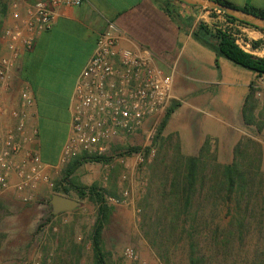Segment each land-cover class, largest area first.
I'll return each instance as SVG.
<instances>
[{"label":"built area","instance_id":"2783aa9c","mask_svg":"<svg viewBox=\"0 0 264 264\" xmlns=\"http://www.w3.org/2000/svg\"><path fill=\"white\" fill-rule=\"evenodd\" d=\"M28 2L11 0V20L0 26V50L5 52L0 55V191H13L24 204H39L40 186L51 182V172L76 159L104 158L108 162L94 163L104 167L114 162L129 167L131 159L136 165H146L157 152L159 126L150 121L166 114L176 101L177 68L174 65L165 71L147 48L120 47L119 26L107 21L75 85L68 134L58 162L45 163L40 153L37 102L31 85L22 80L20 62L37 39L54 28L57 9L78 8L85 0ZM139 137L144 141L136 144ZM105 204L129 205V193L107 196Z\"/></svg>","mask_w":264,"mask_h":264},{"label":"trees","instance_id":"16d2710c","mask_svg":"<svg viewBox=\"0 0 264 264\" xmlns=\"http://www.w3.org/2000/svg\"><path fill=\"white\" fill-rule=\"evenodd\" d=\"M215 1L236 7L227 0ZM243 10L264 18L260 10L248 7ZM168 11L177 18L172 7ZM224 16L230 22L264 32ZM192 34L197 41L215 50L218 69L219 58H226L258 77H264V57L240 47L231 29H218L212 33L199 26ZM209 41H215L216 45L212 46ZM250 45L253 50H258L263 43L253 41ZM22 78L30 83L37 102L41 158L45 163L55 165L68 134V79L46 75L37 80L25 69ZM53 79L56 83H51ZM178 107L180 104L174 101L159 126L155 141L157 152L159 139ZM241 147L242 142L231 165L219 162L208 144L198 156H186L176 147L173 159L164 161L163 167H159L162 162L154 164L140 229L162 264H264V213L262 216L258 213L263 178L259 175L260 168L253 167L254 161L248 160L250 153L244 154ZM138 150L132 149L131 153ZM257 151L254 149L256 154ZM103 162L108 160L88 157L77 160L56 184L57 192L63 191L67 195L73 191L79 198H88L98 205L97 224L92 235L96 264H106L101 249L102 230L108 216L106 195L97 185L79 187L70 176L82 163Z\"/></svg>","mask_w":264,"mask_h":264},{"label":"crops","instance_id":"0c3cea01","mask_svg":"<svg viewBox=\"0 0 264 264\" xmlns=\"http://www.w3.org/2000/svg\"><path fill=\"white\" fill-rule=\"evenodd\" d=\"M10 1L0 0V26L6 20H11ZM37 1L50 0H29L28 3ZM227 1L239 9L248 7L264 13V0ZM171 4V0H85L78 8H59L56 10L54 28L42 34L34 49L23 55L21 74L25 69L37 80L46 75L51 78L65 77L70 87V106L79 75L93 55L99 35L105 30L107 21H115L121 31L120 47L151 50L157 57L158 65L167 72L176 65V100L185 98L186 101H182L179 116L172 120V115L165 129L168 126L171 130L176 126L180 128L177 130V141L182 154L198 156L208 144L217 158L218 152L225 157V162L221 163L231 165L237 156L236 149L242 142V152L250 153L248 160L254 161L253 167L260 168L259 175L263 178L258 210L259 216H262L264 116L260 115L261 109L257 112L256 105L259 97L264 99V77H258L226 58H219L218 69L215 50L194 38L192 33L195 28L188 27L185 21L169 13ZM184 6L176 3L177 8ZM209 43L216 45L215 41ZM4 53V50H0V55ZM51 83H56L55 79ZM16 85L19 83L16 82ZM200 107L216 108L219 114L212 117L213 121L221 125L222 130H237V133L223 137L215 133L214 128L206 127L204 121L199 126L195 125L198 122L189 117L188 110H198ZM254 149L258 150L257 154ZM5 193L0 195V199H11V195Z\"/></svg>","mask_w":264,"mask_h":264},{"label":"rangeland","instance_id":"374dc122","mask_svg":"<svg viewBox=\"0 0 264 264\" xmlns=\"http://www.w3.org/2000/svg\"><path fill=\"white\" fill-rule=\"evenodd\" d=\"M171 2L173 4L170 7L175 10L177 18L185 21L188 27L197 29L203 26L212 33L218 29H231L245 51L264 57V32L230 22L221 13L211 12L205 8L191 9L188 6L180 9L176 7V3L179 2L175 0ZM253 41H260L263 45L260 49L253 50L250 45ZM176 101L181 106L182 101L186 99L180 98ZM179 108L172 114L173 116L171 115L172 120L179 116ZM256 108L257 112L261 109L260 115L264 116L263 98H258ZM188 111L189 117L198 122L195 125L199 126L204 121L206 127L214 128L215 133L223 137L237 133V130L226 132L220 128L221 125L213 121L212 117L219 114L216 108L200 107L198 110ZM164 117L165 113L154 117L150 123L156 121L160 126ZM179 129L176 126L171 130L168 126L163 131L158 142V152L144 166L136 165L132 159L129 160V167L115 162L111 163L110 167L82 163L70 176V180L79 187L97 185L104 191L106 197H121L125 192L129 193V205L116 207L105 204L108 216L102 230L101 249L106 264H162L142 233L140 223L144 201L151 186L152 167H155L157 161L158 165L162 162L159 167H163L164 161L173 159L178 147ZM143 141V138L139 137L136 144ZM218 159L225 162V157L220 156V152ZM77 160L80 159L51 172V182L41 185L38 192L41 203L24 204L13 191L7 192L11 199H0V264H96L92 235L97 224L98 205L88 198H79L73 191L66 195L63 191L56 190L57 182ZM2 194L6 193L0 191V195ZM54 195L70 198L79 205L71 212L54 215L52 206ZM129 251L136 258L131 257Z\"/></svg>","mask_w":264,"mask_h":264},{"label":"water","instance_id":"95a60500","mask_svg":"<svg viewBox=\"0 0 264 264\" xmlns=\"http://www.w3.org/2000/svg\"><path fill=\"white\" fill-rule=\"evenodd\" d=\"M188 6L202 7L208 10H213L218 13L233 17L250 26L259 28L264 31V18L251 14L236 7L223 5L215 0H178ZM78 203L70 198L61 195H54L52 199L53 214L59 215L65 212H71L78 207Z\"/></svg>","mask_w":264,"mask_h":264}]
</instances>
